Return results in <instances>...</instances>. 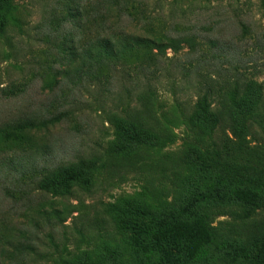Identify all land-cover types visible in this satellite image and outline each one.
<instances>
[{"label":"rangeland","instance_id":"obj_1","mask_svg":"<svg viewBox=\"0 0 264 264\" xmlns=\"http://www.w3.org/2000/svg\"><path fill=\"white\" fill-rule=\"evenodd\" d=\"M15 2L20 7L14 15L0 9V27L5 30L0 35V88L20 82L27 86L18 95L0 96V125L29 116L67 114L49 129L30 134L40 149L45 145L44 154L38 157L36 145L29 149V157L16 151L11 175L4 173L6 153H0V184L15 190L12 196L6 195L0 185V219L31 234L33 243L34 252L23 264H53L52 257L60 252L88 246L96 250L107 238L116 239V261L124 258L126 264H161L158 246L168 243L176 245L179 254L167 264H264V150L253 146L247 153L234 152L235 158L242 157L250 166L249 173H236L216 162L209 140L198 137L189 122L204 80L215 72L211 53L197 63L199 54L190 53L184 43L177 53L166 49L167 57L150 77L156 91L153 99L143 93L144 79L132 74L115 73L104 84L73 86L63 80L49 91L39 74L50 53L56 54L54 42L60 39L44 21L58 15L61 0ZM74 2L102 8L111 27L139 30L129 17L116 24L112 0ZM139 6L169 35H194L203 43L212 39L221 50L225 45L246 50L245 60L256 64L254 70H247V77L255 72V78H264L254 51L256 42H264V0H139ZM234 54L238 56L230 57ZM127 111L156 128L168 125L173 139L163 145L151 139L127 143L112 118L113 114L124 117ZM250 120L255 131L251 145H255L264 139V130L257 113ZM77 157L96 160L88 170L87 186L74 184L70 195L54 196L40 192L32 182L36 165ZM19 159L30 164L20 167ZM22 171L24 182L8 178ZM210 190L217 193L215 199L182 211L196 192ZM52 207L70 211L63 225H55V219L37 211L48 212ZM149 209L156 213L153 221L145 214ZM164 214L168 217L160 218ZM159 221L167 226V238L142 243L134 236L136 229L137 233L140 229L155 232Z\"/></svg>","mask_w":264,"mask_h":264},{"label":"trees","instance_id":"obj_2","mask_svg":"<svg viewBox=\"0 0 264 264\" xmlns=\"http://www.w3.org/2000/svg\"><path fill=\"white\" fill-rule=\"evenodd\" d=\"M112 3H115L116 24L129 17L131 20L135 19L136 25L139 26L138 31H129L123 25L111 27L104 20L105 14L102 8L91 2L86 7L77 6L74 0H61L62 8L58 11V15L44 21V25L48 23L50 30L57 33L56 38L60 39L59 42H54L57 48L56 54L50 53V59L43 64L44 67L39 74L44 88L53 91L63 80L68 82L66 85L73 84V86H80L85 82L104 84L110 83L115 73L116 76L132 74L136 79L138 77L144 79L147 88L143 93L153 99L156 97V91L150 84V77L158 72L159 63L167 57L166 49L169 48L177 53L184 43L190 53L199 54L197 63L204 61L208 57L207 53L210 52L215 72L213 76L207 75L204 80L200 93L193 102L191 108L193 114L189 115V122L198 137L204 136L209 140L216 162L233 168L236 173H249L250 166L242 162V157L235 158L234 152L247 153L253 146H259L264 150V139L258 144L251 145L253 141L251 137L255 131L249 123L251 116L257 113L264 130V78L258 80L255 78L258 73L255 72H251L253 76L247 77V70H254L256 64L250 59L245 60L246 50H240L239 46L229 49L228 45L221 50L212 39L204 40L203 43L194 35H169L168 31H164L158 23L150 19L152 17L145 15L144 9L139 6V0H112ZM19 7V3L15 0H0V9L9 15H14ZM139 16L142 17L141 23ZM75 29L78 30V34ZM242 29L243 34H246L247 29L244 25ZM4 31L0 27V35H3ZM60 32L62 33L59 34ZM206 44L209 46L208 49L203 48ZM255 46L256 60L261 61L260 65L264 68V56H262L264 42L262 44L256 42ZM232 53L238 56L234 54L230 57ZM192 67L194 68L193 65ZM184 68L186 65H183ZM26 86L27 82L10 83L0 88V96L18 95L25 91ZM133 113L127 111L124 117L120 118H117L116 114L112 115L115 128L118 127L127 143H139L142 139H151L152 143L160 142L163 145L164 142L173 139V132L168 125H164L162 129L156 128L149 125L142 116H138L139 114ZM64 114L65 112L59 115L29 116L1 124L0 153H6L3 163L7 169L4 173L11 175L9 170L13 168L11 161L16 151L28 156L29 149L36 145V153L41 157L45 145L40 149V145L33 143L30 134L49 129L67 117V114ZM95 161L94 157H77L59 163L43 162L34 168L32 182L42 193H50L54 196L70 195L74 184L87 186L89 183L87 173L88 170L93 169ZM17 163L20 167L30 164L27 159L24 161L19 159ZM25 174L22 171L8 178L14 183H22L25 181ZM255 178L260 180L258 175ZM261 181L264 183L263 179ZM4 189L6 195L10 196L15 191L7 187ZM216 197L217 193L211 190L196 192L182 211H189L194 204ZM37 211L47 218L55 219V225H63L66 214L70 213L66 208L62 210L56 207H52L48 212L41 208ZM145 214L152 221L156 218V213H152L150 209L145 211ZM166 217L168 214L160 216L162 219ZM31 220L34 221V218L31 217ZM157 226L155 232L149 233L140 229L137 233L136 229L133 234L142 243L158 242L160 238H167V226L160 221ZM33 252L31 234L26 235L22 229L8 226L0 219V264H23L27 256ZM158 252L161 256V264H167L179 254L177 246L171 243L159 244ZM52 259L55 260L53 264H126L124 258L116 261L115 238L102 240L99 249L92 250L88 246L80 250H65Z\"/></svg>","mask_w":264,"mask_h":264}]
</instances>
